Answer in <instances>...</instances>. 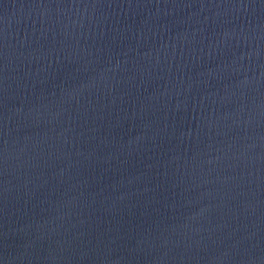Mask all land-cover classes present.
Listing matches in <instances>:
<instances>
[{
  "label": "water",
  "instance_id": "1",
  "mask_svg": "<svg viewBox=\"0 0 264 264\" xmlns=\"http://www.w3.org/2000/svg\"><path fill=\"white\" fill-rule=\"evenodd\" d=\"M0 264H264V0H0Z\"/></svg>",
  "mask_w": 264,
  "mask_h": 264
}]
</instances>
